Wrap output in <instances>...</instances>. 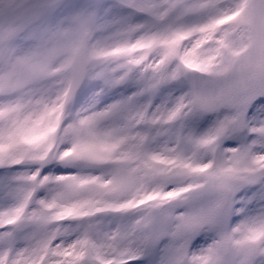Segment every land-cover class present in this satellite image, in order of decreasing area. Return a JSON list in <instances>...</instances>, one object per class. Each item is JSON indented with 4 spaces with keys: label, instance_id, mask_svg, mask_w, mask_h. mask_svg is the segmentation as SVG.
Listing matches in <instances>:
<instances>
[{
    "label": "snow or ice",
    "instance_id": "snow-or-ice-1",
    "mask_svg": "<svg viewBox=\"0 0 264 264\" xmlns=\"http://www.w3.org/2000/svg\"><path fill=\"white\" fill-rule=\"evenodd\" d=\"M0 264H264V0H0Z\"/></svg>",
    "mask_w": 264,
    "mask_h": 264
}]
</instances>
